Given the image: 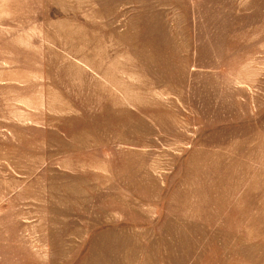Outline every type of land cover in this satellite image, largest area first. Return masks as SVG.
I'll list each match as a JSON object with an SVG mask.
<instances>
[{
	"label": "rangeland",
	"instance_id": "obj_1",
	"mask_svg": "<svg viewBox=\"0 0 264 264\" xmlns=\"http://www.w3.org/2000/svg\"><path fill=\"white\" fill-rule=\"evenodd\" d=\"M0 264H264V0H0Z\"/></svg>",
	"mask_w": 264,
	"mask_h": 264
}]
</instances>
